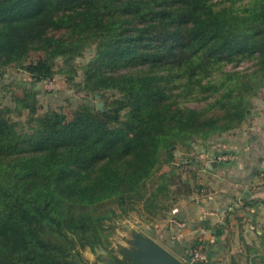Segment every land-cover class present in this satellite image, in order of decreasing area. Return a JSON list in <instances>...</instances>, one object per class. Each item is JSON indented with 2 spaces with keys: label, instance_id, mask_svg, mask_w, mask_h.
Here are the masks:
<instances>
[{
  "label": "trees",
  "instance_id": "trees-1",
  "mask_svg": "<svg viewBox=\"0 0 264 264\" xmlns=\"http://www.w3.org/2000/svg\"><path fill=\"white\" fill-rule=\"evenodd\" d=\"M10 67L30 80L0 106V264H86L119 220L163 221L204 190L197 167L180 180L178 146L251 123L264 0H0V75ZM56 75L106 105L40 111L37 84Z\"/></svg>",
  "mask_w": 264,
  "mask_h": 264
},
{
  "label": "crops",
  "instance_id": "crops-1",
  "mask_svg": "<svg viewBox=\"0 0 264 264\" xmlns=\"http://www.w3.org/2000/svg\"><path fill=\"white\" fill-rule=\"evenodd\" d=\"M261 101L264 107V96ZM213 141L198 155L204 190L181 200L166 235L184 255L198 240L211 264H241V258L250 264L264 253V116L239 135ZM220 224H225L221 235Z\"/></svg>",
  "mask_w": 264,
  "mask_h": 264
},
{
  "label": "rangeland",
  "instance_id": "rangeland-1",
  "mask_svg": "<svg viewBox=\"0 0 264 264\" xmlns=\"http://www.w3.org/2000/svg\"><path fill=\"white\" fill-rule=\"evenodd\" d=\"M92 51L85 52L83 57H79L78 61L80 63H85L89 60L92 55ZM40 53H32V58H37ZM251 62L246 63L243 66H249ZM81 79V76L78 78ZM30 76L18 67H10L6 70L3 75H0V106L13 107L16 102V98L23 93V87L29 86ZM37 89H39V104L40 111H44L48 108H56L58 110L65 111L69 114H73L78 105L85 99H88L90 103L96 105L97 98L88 96L85 92L76 91L75 87L68 84L66 77L63 75H56V77L51 81H44L37 84ZM264 87L261 89L257 97L254 98V111L255 117L252 119L250 124H245L242 128L237 129L236 134L226 133L222 136L212 137L208 143L197 142L192 144L190 147L178 146L175 151L176 160L178 163L183 164L182 170L180 171L181 181L189 176V171L187 170V165H191L194 168L198 167V155L199 151L212 145V141L224 136H235L239 135L246 129L249 125L253 124L259 116H264V107L261 98L264 96ZM106 97H100L99 100L103 101V106L106 105ZM17 119L24 120L25 115L16 116ZM214 142V141H213ZM181 202V201H180ZM176 203L174 207H178L180 204ZM174 209V208H173ZM173 209L168 213V217L165 220H155L153 222L140 217L138 212L134 211L129 216L118 221V226L115 229L112 236H110V246L108 250H99L98 252L92 251L90 248L83 250V255L86 260V264H111L114 257L123 256L128 250L131 249L134 240V234L136 232H141L146 236L153 237L160 244L166 247L168 250L173 252L176 256L184 259V254L180 249H177L169 241V236L166 235V225L168 223V218L173 213ZM172 216V215H171ZM204 248L200 245L201 249ZM188 249V251H187ZM185 254L191 256V251L193 248H187ZM203 251V250H202ZM205 252V251H204ZM207 253V252H206ZM101 256V257H100ZM241 264H246V261L241 258ZM191 264H195L193 261ZM223 264H231L230 261H226Z\"/></svg>",
  "mask_w": 264,
  "mask_h": 264
},
{
  "label": "water",
  "instance_id": "water-1",
  "mask_svg": "<svg viewBox=\"0 0 264 264\" xmlns=\"http://www.w3.org/2000/svg\"><path fill=\"white\" fill-rule=\"evenodd\" d=\"M100 97L99 94L96 95V106L98 109H103L104 103L99 100ZM126 255L132 264H191L193 262L188 253L184 255V259H181L156 239L141 232L134 234L133 245Z\"/></svg>",
  "mask_w": 264,
  "mask_h": 264
},
{
  "label": "built area",
  "instance_id": "built-area-1",
  "mask_svg": "<svg viewBox=\"0 0 264 264\" xmlns=\"http://www.w3.org/2000/svg\"><path fill=\"white\" fill-rule=\"evenodd\" d=\"M178 207H174L173 213H176L178 211ZM191 257L194 262H203L208 259V253L202 251L201 249L198 248H193L191 251Z\"/></svg>",
  "mask_w": 264,
  "mask_h": 264
},
{
  "label": "flooded vegetation",
  "instance_id": "flooded-vegetation-1",
  "mask_svg": "<svg viewBox=\"0 0 264 264\" xmlns=\"http://www.w3.org/2000/svg\"><path fill=\"white\" fill-rule=\"evenodd\" d=\"M111 264H132V262L128 258V256L124 254L123 256L114 257V260L112 261Z\"/></svg>",
  "mask_w": 264,
  "mask_h": 264
}]
</instances>
